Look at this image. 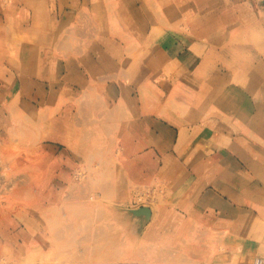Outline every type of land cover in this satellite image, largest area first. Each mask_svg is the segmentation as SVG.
I'll return each instance as SVG.
<instances>
[{"label":"rangeland","instance_id":"1","mask_svg":"<svg viewBox=\"0 0 264 264\" xmlns=\"http://www.w3.org/2000/svg\"><path fill=\"white\" fill-rule=\"evenodd\" d=\"M236 3L264 27V0H0V264H264L197 209L216 155L262 145Z\"/></svg>","mask_w":264,"mask_h":264},{"label":"crops","instance_id":"2","mask_svg":"<svg viewBox=\"0 0 264 264\" xmlns=\"http://www.w3.org/2000/svg\"><path fill=\"white\" fill-rule=\"evenodd\" d=\"M236 10H246V14H243L240 11L238 14L237 11L231 17H226L225 19L226 21L234 23L235 28H231L232 30H238V34L245 35L243 38L246 39V46H243V44H237V46L229 47V49L234 50V57H236L235 62L242 67L245 66L246 69L245 71L243 70V75L247 73V67L256 70L255 73L258 75L259 90L253 91L252 89L250 91L251 93L253 92L252 94L254 95V98H257L258 100L257 111L254 109L256 108V102L255 104L252 103L251 112L254 111V113L249 115L247 114L245 124H252L254 127L258 128V134L261 138L260 142L262 145L254 144L253 152L251 153L248 151L246 158L241 156L240 158L242 160H236L227 152L216 155V180L214 179V181L211 182V186H207L204 190L200 191L197 209L200 211L210 210L214 212L216 217H218L217 220L219 223L226 222L233 225H239V228L246 232L245 237L241 238L246 242L248 252H250L251 249H257L260 253L264 254V58L260 57L259 59H256L254 51L251 53V50H253L251 47H255L256 45V33L263 35L262 40L257 44L258 47L261 44L263 45L261 51L264 52V27L256 24L255 16L248 10L246 3H236ZM240 23L241 26H239ZM172 57H174L173 52L171 53L170 58ZM203 62L204 61L201 60L200 64ZM75 70L77 69L75 68ZM214 75L221 78L224 76L223 73L220 74L218 72ZM237 75L238 71L236 70L233 73L234 78H236ZM231 93L234 96L232 99L236 101H234L235 103L232 107H235V113H239L237 106L239 103L243 102L241 97L242 95L238 92V90H233L230 94ZM255 115L259 116L257 120ZM163 119H166L169 122L174 121L173 118L168 117L167 115H165V118ZM156 121L160 123L158 120ZM228 127L229 129L222 135V141L224 143H229L231 146H235L239 139L245 140L244 136H240L234 131L235 129L238 130L239 126H235L231 123ZM158 129H160L159 131L161 137L170 138L168 136L169 131L166 126L161 127L159 125ZM228 138L231 139L228 140ZM152 141L153 140H151V144L149 143L147 146L155 144L157 145L158 150L162 153L164 152L165 154L166 150L168 151L169 149L168 147L171 139L170 141L167 140L168 142L163 146L158 145V142L156 141ZM223 160H226L225 165L223 164ZM219 178H227L231 186L228 185L225 187L220 185L221 182L219 181ZM231 195L232 197L229 198L228 196ZM237 199L242 201L245 205H239ZM236 237L239 236L236 235ZM256 244H259L260 247L256 246Z\"/></svg>","mask_w":264,"mask_h":264},{"label":"water","instance_id":"3","mask_svg":"<svg viewBox=\"0 0 264 264\" xmlns=\"http://www.w3.org/2000/svg\"><path fill=\"white\" fill-rule=\"evenodd\" d=\"M133 213L135 215H144L146 217H149V215H150V208H148L147 206H142L139 209L133 210Z\"/></svg>","mask_w":264,"mask_h":264},{"label":"built area","instance_id":"4","mask_svg":"<svg viewBox=\"0 0 264 264\" xmlns=\"http://www.w3.org/2000/svg\"><path fill=\"white\" fill-rule=\"evenodd\" d=\"M258 260H260V259H257L256 261H258ZM255 264H262V261L260 260L259 263L255 262Z\"/></svg>","mask_w":264,"mask_h":264},{"label":"bare ground","instance_id":"5","mask_svg":"<svg viewBox=\"0 0 264 264\" xmlns=\"http://www.w3.org/2000/svg\"><path fill=\"white\" fill-rule=\"evenodd\" d=\"M255 262L259 263V262H260V260H258V261H256V260H255Z\"/></svg>","mask_w":264,"mask_h":264}]
</instances>
